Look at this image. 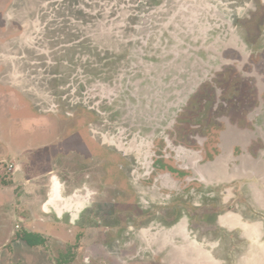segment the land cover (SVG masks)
<instances>
[{
    "label": "rangeland",
    "instance_id": "374dc122",
    "mask_svg": "<svg viewBox=\"0 0 264 264\" xmlns=\"http://www.w3.org/2000/svg\"><path fill=\"white\" fill-rule=\"evenodd\" d=\"M233 1L0 0V264H61L68 254L85 264L83 260L102 250L85 249L89 240L76 249V235L92 241L90 232L71 230L64 238L60 231L46 235L41 227L46 221L34 213H40L47 200L48 177L66 176L73 190L84 184V168L90 163L109 162V170L116 171L109 179L113 185L119 181V167L130 163L137 166L134 179L147 175L158 156L178 169L187 164V155L179 156L184 141L180 133L217 123L219 112L207 111L190 124L183 115L177 117L182 113L178 110L186 105L195 82L216 74L210 63L216 57L207 54L214 53L215 39L232 34L227 16L233 15L228 10ZM243 1L236 0V5ZM254 12L248 8L240 24L252 22ZM255 25L261 33L264 15ZM199 106L193 118L200 116ZM102 134L108 141L104 145ZM117 148H131L133 154L126 158ZM130 181L135 180L119 181L128 195L116 197L107 220L118 221V228L126 224L127 212H147L137 227L158 215L171 224L183 212L191 219V229L210 233L216 228L207 225L209 215L233 209L236 200L241 210L250 208L248 197L202 202L189 195L186 183L171 199L162 189L156 192L161 196L152 197L155 184L136 185L138 192ZM105 183L91 185H100L103 198ZM195 188L200 192V186ZM142 192L144 203L139 199ZM89 199L84 192L69 202L81 205ZM88 216L83 219L87 225ZM104 220L100 217L95 224ZM26 233H36L41 243L32 246L23 239ZM129 237L109 243L106 251L125 253ZM236 242L226 238L221 245L230 264H237L243 251Z\"/></svg>",
    "mask_w": 264,
    "mask_h": 264
},
{
    "label": "flooded vegetation",
    "instance_id": "af4514ba",
    "mask_svg": "<svg viewBox=\"0 0 264 264\" xmlns=\"http://www.w3.org/2000/svg\"><path fill=\"white\" fill-rule=\"evenodd\" d=\"M231 7L228 10L229 14L233 15L227 16V18H229L232 34L229 37L222 34V37L219 36L217 39L213 37L212 40L215 39L213 46L216 48L213 49L214 53L207 54V57H216L213 63L212 60L210 61L216 74L212 77L208 75L206 79L198 80L191 86V91L185 97L186 105L178 110L182 113L177 116L183 115L184 121L191 124L197 122L203 115H207V111L208 115L211 111L219 112L217 123L211 121L208 126L202 124L190 132L180 133L184 141L180 143L181 155L179 156L182 157L185 154L189 159L184 167L175 168L164 157L158 156L159 158L153 160L151 170H148L145 177L140 173L138 179H134L138 170H136V165L130 163L125 165L126 168L119 167L117 180L121 181L123 177H131L135 180L130 181L132 187L134 186L138 192L141 191V188L135 187L136 185H146L147 183L156 185L153 188L152 197L161 196L162 193L157 194L156 192L157 189H162L170 199L171 195L175 196L177 189L186 183L185 190H192L189 195L197 196L202 202L218 201L225 197H229L231 200L237 199L238 196L239 200L248 197L250 208L241 210L240 203H236V200L233 209L209 215L207 225L216 228L215 230L211 229L210 233H201L198 229H191V219L183 212L171 224L163 222L158 215L140 227L137 225L147 212H138L139 214L133 212L132 216L125 212L123 221L125 220L126 224L118 228V221L116 224H112L107 220L113 213L112 205L116 206V197H127L128 188L125 184L119 186V181L115 185L110 182V177L112 174H116V171L109 170V162L104 164L98 162L101 165L96 164L95 166H90V164L92 165L90 163L88 167L86 166L84 168L87 169L84 184L73 190L68 188V182L64 178L66 176L52 175V177H48L50 190L40 211L42 213L36 212L34 216H39L42 221H46L41 226L46 235H53L60 231L61 238H64L68 237L67 232L71 230L72 232L78 231V233H92L93 243L90 238L76 235L77 244H74L76 249L77 245L78 248L81 245H86L88 240L90 244L84 248L87 249L90 246L89 250L92 253L95 252L94 248L102 247V250L83 260L85 264L186 263L179 248L184 240L174 230L181 223H184L189 238L210 250L212 257L222 264H230L226 248L221 249L222 242L226 238H234L237 244L242 245L243 251L236 259L237 264H241V261H244L245 264H264V29L263 33H258L256 31L258 26L255 25L264 15V0H244L239 5L238 3L236 5V0H234ZM241 7L244 11H240ZM248 8L253 9V12L254 10L259 11L260 14L254 12L252 15L254 20L243 22L242 26L240 23L246 19L244 14ZM239 29H245L246 32L239 33ZM212 43L208 45H212ZM207 46L205 45V47ZM228 56L231 57L228 58ZM199 103L202 109L201 114L198 118H193L200 107ZM178 121L180 120L176 122ZM101 138L103 145L108 142L106 135L102 134ZM93 139H97L96 136H93ZM117 150L119 153H123L126 158L133 154L131 148H117ZM73 157L76 158V155ZM151 158L153 157L151 156ZM139 160L140 158L137 156L134 163L137 164ZM140 164L144 168L141 161ZM91 177H93L92 180ZM54 178L61 186V214L52 208H45L51 199L50 194L54 190ZM105 179V195L107 196L103 198L100 193V185L94 187L91 185L97 180L104 182ZM193 186H200V192L197 193V188ZM213 188L220 192L221 197L216 194L217 191ZM84 192L89 195V202L81 205L77 203L74 206L69 202L74 196ZM140 195L139 199L144 203L146 194L144 195L142 192ZM109 201H112V204L108 203ZM104 204L106 205L102 208L101 205ZM196 206L201 207L203 203H197ZM107 207L111 210H107ZM146 208L144 206V209ZM87 213L90 216V220L89 216L87 217L88 225L83 223ZM123 216L124 214H120L121 220ZM100 217H104L105 222L103 224L102 221H99V226L95 222L97 223ZM48 221L52 224H48ZM29 234L36 235V233ZM129 234H133V237H129ZM125 237H129V241L131 240L129 243H125V250H123L125 253L119 255L106 251V246L110 245L109 243H114L116 240L120 242ZM42 241L45 244L46 238L43 237ZM177 249V252L173 251ZM172 252H174L173 256ZM176 254L180 255L176 257ZM193 260H196V257L188 258L190 262ZM69 261L71 264H81L79 257H70L69 254L61 260V264Z\"/></svg>",
    "mask_w": 264,
    "mask_h": 264
},
{
    "label": "bare ground",
    "instance_id": "6f19581e",
    "mask_svg": "<svg viewBox=\"0 0 264 264\" xmlns=\"http://www.w3.org/2000/svg\"><path fill=\"white\" fill-rule=\"evenodd\" d=\"M174 230H176L178 232V235L182 236V239L184 240L183 243L179 246L181 256L186 259L185 260L186 263H182V264H206V263H208V264H222L219 260H216L212 257V252L210 250H207L205 247H203V245L198 244L194 240L189 238V236L185 230L184 223L179 224L177 227H175ZM206 245L208 246L207 242H206ZM173 251L177 252L178 249L173 250ZM173 254H174V252H172V255ZM180 254H178V255H180ZM178 255L176 254V257H178ZM191 256L196 257V260H193L192 262L188 261V258ZM174 260L176 262V259H174ZM175 262H173V263H175ZM169 264H170V262H169ZM241 264H245V262L241 261Z\"/></svg>",
    "mask_w": 264,
    "mask_h": 264
},
{
    "label": "crops",
    "instance_id": "0c3cea01",
    "mask_svg": "<svg viewBox=\"0 0 264 264\" xmlns=\"http://www.w3.org/2000/svg\"><path fill=\"white\" fill-rule=\"evenodd\" d=\"M53 182H54V190H53V192H51V194H50V196H51L50 198L51 199H50L49 203L46 204L45 208L46 209L52 208V209H54L57 212H62L61 209L55 207V205L57 203H61L62 202V196H61V190H60L61 186H60V183H58V181L54 180ZM56 188H57V193L55 191ZM41 213L42 212H40L39 214H41Z\"/></svg>",
    "mask_w": 264,
    "mask_h": 264
},
{
    "label": "trees",
    "instance_id": "16d2710c",
    "mask_svg": "<svg viewBox=\"0 0 264 264\" xmlns=\"http://www.w3.org/2000/svg\"><path fill=\"white\" fill-rule=\"evenodd\" d=\"M36 235H32V234H28L26 233L24 236H23V239L26 240L29 244H31L32 246L34 245H38L41 243L40 239L41 238H35Z\"/></svg>",
    "mask_w": 264,
    "mask_h": 264
}]
</instances>
